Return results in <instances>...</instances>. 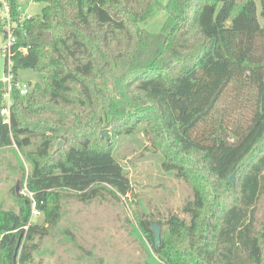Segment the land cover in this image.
<instances>
[{
  "label": "trees",
  "instance_id": "trees-1",
  "mask_svg": "<svg viewBox=\"0 0 264 264\" xmlns=\"http://www.w3.org/2000/svg\"><path fill=\"white\" fill-rule=\"evenodd\" d=\"M6 1L16 18L20 0ZM34 1L41 11L23 21L9 55L15 73L35 69L43 83L25 96L13 89L8 121L0 113V149L14 146L30 162L32 198L14 191L18 210H0V264H32L34 237L61 218V193L89 201L103 190L132 192L114 136L99 146L91 137L106 122L104 102H149L175 148L203 172L181 207L186 217L172 212L159 221L157 247L153 214H136L156 257L264 264V0H244L236 12L238 0H167V19L154 34L140 24L159 0ZM3 91L0 82V110ZM33 203L43 224L30 222Z\"/></svg>",
  "mask_w": 264,
  "mask_h": 264
},
{
  "label": "rangeland",
  "instance_id": "rangeland-1",
  "mask_svg": "<svg viewBox=\"0 0 264 264\" xmlns=\"http://www.w3.org/2000/svg\"><path fill=\"white\" fill-rule=\"evenodd\" d=\"M243 1L238 0L235 12ZM159 2L161 6L140 24L152 34L160 32L167 19L164 8L167 0ZM20 3L31 15L39 14L43 6L34 0H20ZM259 11L257 2L258 14ZM3 63L4 56L0 53V80L5 75ZM13 73L16 83L30 86L43 83V75L35 69L19 68ZM104 103L110 104L106 122L97 125L91 137L99 146L101 130L107 131L106 136H114L113 153L131 183L132 192L113 197L103 190L89 201L61 193V218L46 235L34 237L37 248L32 264H159L137 224L136 214L152 213L155 218L152 222L164 220L172 212L186 217L180 212L181 207L192 198L193 186L198 185L203 173L197 161L175 148L149 102ZM122 128H130L131 132L119 134ZM57 142H53V148ZM35 145L24 150H33ZM164 162L180 167L166 169ZM30 171V162L16 147L0 149V210H18L13 187L20 178V194H25ZM30 222L43 224V214L32 215Z\"/></svg>",
  "mask_w": 264,
  "mask_h": 264
},
{
  "label": "built area",
  "instance_id": "built-area-1",
  "mask_svg": "<svg viewBox=\"0 0 264 264\" xmlns=\"http://www.w3.org/2000/svg\"><path fill=\"white\" fill-rule=\"evenodd\" d=\"M0 20L3 22V31L0 32V53L3 54V56L8 57L7 61V68L5 75L0 80L2 84L4 85V91L2 94V106L0 113L3 116V118L8 121L9 114H10V106L12 102L11 93L13 89H15L19 95L25 96L29 94L31 91L32 86L27 83H16L15 81V74L13 73V70L11 69V59H10V50L11 47L14 46L17 43L16 38V31L22 27V23L24 20L28 19L31 14L27 13L26 9H23L21 3H19L16 6V13L17 17L12 18L11 16V8L8 5L6 0H0ZM20 50L25 52L26 48L20 47ZM25 194H27L30 198H32V194L27 190L25 187ZM22 192V188L20 190ZM40 212L34 207V203L32 204V215H38ZM158 259V258H157ZM159 264H166L162 260L158 259Z\"/></svg>",
  "mask_w": 264,
  "mask_h": 264
},
{
  "label": "water",
  "instance_id": "water-1",
  "mask_svg": "<svg viewBox=\"0 0 264 264\" xmlns=\"http://www.w3.org/2000/svg\"><path fill=\"white\" fill-rule=\"evenodd\" d=\"M106 135H107V131L106 130H101V137L103 138ZM61 143H62L61 141H58V144H57V148L58 149L61 147ZM13 189H14L16 194L20 193V190H21L20 178L17 180V182H16L15 186L13 187ZM150 229L152 231L154 247H157L158 244L160 243L161 225L157 221L152 222L150 224ZM19 242H20V236H19V238L16 241L15 249H14V252H13V255H12V261L13 262L15 260L16 254H17V249H18Z\"/></svg>",
  "mask_w": 264,
  "mask_h": 264
}]
</instances>
